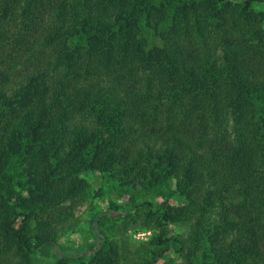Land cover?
I'll return each instance as SVG.
<instances>
[{
    "label": "trees",
    "instance_id": "1",
    "mask_svg": "<svg viewBox=\"0 0 264 264\" xmlns=\"http://www.w3.org/2000/svg\"><path fill=\"white\" fill-rule=\"evenodd\" d=\"M37 1L32 11L28 8L31 0H27L21 14L23 33L8 43V49L18 57L5 58L7 50L0 43V193L4 189L14 194L4 167L22 160L20 151L28 153L26 159L31 157L28 163L32 168L40 169L35 171L38 188L34 198L20 204L28 209L18 206L17 211L9 197L0 194V260L7 252H15L16 264H32L31 256L43 244L53 243V229L45 233L42 227L40 234L32 237L27 223L69 198L70 190L55 186L63 156L74 173L76 169H116L128 185H136L147 178L157 180L156 170L165 160L153 152L171 165L174 158L169 150L188 163L186 182L196 180L197 185L211 188L205 199L213 198L210 205L216 210L222 235L237 236L235 252L216 251V260L220 264L263 260L264 136L258 139L252 128L257 122L249 117L256 102H264V80L261 86L253 83L254 69L264 64L258 60L264 59V52L254 53V58L247 56L253 63L252 77L238 67L239 57L223 77V71L206 67L202 56L188 47L174 48L173 55L155 48L153 54L140 56L139 46L145 37L137 38L134 27L144 14L149 15L145 2L143 9L117 18L118 28H112L94 23L90 17H78L80 13L72 7L70 16L55 18L54 14L46 21L50 14L43 2L48 0ZM198 1L208 10L231 6L230 0ZM255 3L264 0H240L236 10L262 47V30L255 22L260 12L252 8ZM0 20L1 35L2 26L12 20L4 14ZM129 26L122 39L120 30ZM257 44L251 40L242 46L254 48ZM235 48L241 46L228 49ZM40 65L41 72L36 70ZM48 65L66 66L70 78H58L50 87L42 79ZM262 76L264 79L263 70ZM87 120L94 127L79 124ZM10 122L13 124L7 126ZM170 197L165 196L159 205L161 214L153 218L159 229L156 243L164 245L157 257L173 245L165 238L167 222L181 218L171 213ZM147 213L154 215L150 210ZM189 214V209L183 213ZM118 257L116 246L101 233L97 247L74 254L72 260L74 264H118Z\"/></svg>",
    "mask_w": 264,
    "mask_h": 264
},
{
    "label": "rangeland",
    "instance_id": "2",
    "mask_svg": "<svg viewBox=\"0 0 264 264\" xmlns=\"http://www.w3.org/2000/svg\"><path fill=\"white\" fill-rule=\"evenodd\" d=\"M37 2V0H31L28 8L35 11ZM143 2L147 4L149 15L144 14L134 27L137 38L142 35L145 37L139 46L142 50L139 53L140 56L153 54L155 48L167 50L173 55L174 48L188 47L202 56L206 67L213 71H223L222 76L226 77L228 73L226 69L230 68L233 59L237 57L240 61L238 67L241 66L247 76L251 75L250 63H253L247 56L254 58V53L264 52V45L261 47L257 44L253 31H249L248 22L240 16L239 10H236L240 0H230V9L217 7L214 10L206 9L198 0H75V3L74 0H48L43 4L44 9L50 14L45 18L46 21L52 19L54 14L55 18L70 16L72 13L70 7H72L73 12L81 14L78 17H90L94 23L100 22V24L118 28L115 20L128 17V12L133 14L136 10L143 9ZM26 4L27 0H0V17L2 18L4 14L7 19L12 20L8 24L3 22L6 25L2 26L4 31L0 35V43L4 45V50H7L5 58L17 56L16 51L8 49V43L16 35L23 33L20 30L21 14ZM252 8L260 12L255 22L262 30L264 38V3H255ZM130 28L129 26L125 30H120L122 39L126 38ZM251 40H255L257 44L253 46L254 48L259 46L261 48L254 49L251 45L242 46L245 42L251 44ZM235 46H241V48L228 49ZM242 53L246 55L242 57ZM258 60L264 61L263 57H258ZM180 65L179 63L178 66ZM172 67L174 68L175 64ZM37 69L41 72L43 66L40 65L39 68L36 66ZM254 70L253 83L257 82L261 86L264 80L262 76L264 64H259V67ZM69 73L66 66L62 68V65H48L42 79L48 82L50 87H54L52 85L56 79L62 77L68 80ZM13 76L16 75L13 74ZM14 86L16 91V85L12 88ZM250 113L252 117L249 118L257 122L252 124V128L257 133L258 139H262L264 102H256L254 109H250ZM10 124L13 123L10 122L7 126ZM79 124L94 127L89 120ZM167 152L174 158L171 165L167 164V159L160 153L153 152L154 156L163 157L165 160V163L156 170L157 180L147 178L143 184L136 185H128L123 174L118 175L116 169L103 172L76 169L74 173V170H69L71 165H68L67 157L63 156V168L57 173L59 184L56 182L55 186H59L61 190H70L71 194L67 200L54 206V208L58 207L57 209L36 214L27 223V233L32 237L40 234L42 227L45 233L53 229V243L43 244L31 256L32 264H74L73 255L97 247L101 233H104L107 240L116 246L119 256L118 264H220L214 252L226 249L235 252L237 236L222 235L216 210L210 205L213 198H210V201L205 199L211 188L205 184L197 185L196 180L186 182L189 173L186 171L188 163L173 150ZM25 153L27 152L20 151L19 156L22 160L11 161L4 167V171L11 176L14 194H7L4 189L0 193L9 197V204L17 211H19L18 206L27 208L20 204L24 201H32L31 197L34 198L38 188L34 182V176H37L35 171L40 169L29 165L31 157L26 159ZM191 175L193 176L192 173ZM30 179H33V182ZM51 194L55 193L51 192ZM166 195L171 196L169 201L171 213L181 215V218L170 219L167 222L165 238L173 245L161 257H157L164 245L156 243L159 229L153 218L161 214L159 205L165 200ZM142 203H144L142 207L135 208ZM188 209L190 214L184 216L183 213ZM149 210L151 213L154 212L153 216L147 213ZM96 220L100 221L96 224L94 222ZM96 226L98 230L94 229ZM62 256L68 259L62 261ZM262 257L264 258V250ZM17 261L15 252H7L1 258L0 264H16ZM248 264H264V259L250 260Z\"/></svg>",
    "mask_w": 264,
    "mask_h": 264
}]
</instances>
